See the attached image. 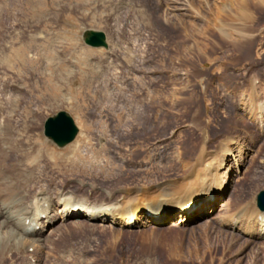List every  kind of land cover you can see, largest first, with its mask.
<instances>
[{
  "label": "rangeland",
  "instance_id": "1",
  "mask_svg": "<svg viewBox=\"0 0 264 264\" xmlns=\"http://www.w3.org/2000/svg\"><path fill=\"white\" fill-rule=\"evenodd\" d=\"M16 1L0 0V125L4 140L15 145L27 141L31 153L40 154L35 166L30 158V165L22 166L29 170L28 195L41 188L55 196L74 192L93 205L124 199L128 204L121 202L120 209L128 213L127 205L135 206L140 193L158 184L157 168L175 161L173 177L183 174L176 163L180 149L196 162L204 142L219 153L232 139L236 160L244 159L239 161L242 175L234 165L229 176L235 181L215 203L214 213L224 201L231 200V207L216 219L206 221L212 217L205 214L176 227L175 216L157 228L142 219L129 229H94L84 223L78 232L53 235L51 256L42 262L264 264L259 228L252 224L245 232L248 225L236 230L221 223L223 216L241 209L248 208L250 216L260 212L256 200L264 191V126H255L248 114L264 108V0H180L187 11L174 13L166 11L171 4L166 0L160 5L158 0H123L124 6L117 0H43L40 12L27 5L18 18L13 16ZM231 27L248 31L249 44L229 43L219 30ZM88 30L106 33L109 48L86 46ZM134 104L156 117L145 123L144 133L126 121L124 111ZM61 111L79 128L76 140L64 148L44 135L46 121ZM12 156L7 163H15ZM15 261L27 259L17 256Z\"/></svg>",
  "mask_w": 264,
  "mask_h": 264
},
{
  "label": "bare ground",
  "instance_id": "2",
  "mask_svg": "<svg viewBox=\"0 0 264 264\" xmlns=\"http://www.w3.org/2000/svg\"><path fill=\"white\" fill-rule=\"evenodd\" d=\"M117 1L121 3V5L118 6L128 5L127 3H124L123 0H117ZM166 1L171 3L169 6H166L165 8L168 13L169 12L174 13L178 10L184 12L187 11L186 8L183 7L184 5L183 3L180 2V0H166ZM35 2H36L35 0H17L14 5L15 8H14L13 16L18 18L20 14L27 9V5H30L32 9L35 10L36 12H40L41 7H43V0L41 2H36V3ZM183 2L186 3V0H183ZM157 3L158 5H160L161 1L158 0ZM175 3L180 7L174 6L176 5ZM215 10L217 11V13H224V11L218 8L213 9V11ZM137 11H138L137 14H139L138 18L142 20L141 23L144 24L146 27H148L147 24L148 22H146L147 20L145 21L146 17L140 13V10H136V12ZM167 18L166 17L164 18L163 23L169 26L170 21ZM184 27L185 29H181V30L185 33L184 34L185 39H183L181 43L184 44L183 46L185 47H183V49L186 50L188 24H184ZM231 28H230L231 30L229 31L227 29H220L219 32H221L224 36H226V38L228 39L227 41L229 43H232L233 45L249 44L252 36L248 33V31H244L238 28L234 29V27ZM16 32H18V29ZM234 34L236 35L234 36ZM107 43H108V36H107ZM11 44L12 43H10L8 47ZM98 49H106V48H98ZM4 50L2 51L3 54H4ZM21 51L23 52V49ZM4 58L5 57H3V59ZM26 58L27 55H24L23 60L25 61ZM1 61H3L2 58L0 59V64L2 67L3 62L1 63ZM135 102H138L136 97L134 103ZM260 110L261 112L259 113H256L255 111H250L248 116L249 119L253 121L255 126L258 125L260 127H263L264 108L261 107ZM112 111L116 113V109ZM110 112L111 111L109 110L108 113ZM124 112H125L124 115L126 116V121L131 126L132 125L136 126L138 130L143 129L141 133H144L145 130L147 129L145 123L149 120V118L152 119V121L156 118L154 114H151L150 109H148L147 107L141 109L137 104L133 105V110H129L126 108ZM2 120H0L1 123ZM2 125H0L1 126L0 137L4 133V132L1 133ZM3 129H6V127L5 128L3 127ZM6 130H5V134L8 136L9 132ZM6 132H8V134ZM1 138H0V258H1L0 264L1 261L8 262V264H19L16 263L15 261V257L17 256H22L27 259V261H25V263L23 264H44L42 262L43 259L50 257L52 253V252L50 253L49 246L52 243V241H54V238H52L53 235L55 236V234L62 232L63 233L71 232L72 230L78 232L79 230H82V228L85 227L84 223H86L89 227H94V229L99 226H101V228L103 227L104 229L106 227L109 228L112 227L113 229L115 226H119L120 228H124V229L127 228L129 229V226H132L134 224L137 226L142 219H148V221H150L149 222L150 225L156 228L162 225L168 219L173 218L175 216L179 218L175 224L173 223V225L176 227L187 226L188 224L200 220V216L205 214L207 216L209 215L212 217V219L209 220L208 218L205 219L206 218L205 217L204 219L206 221L214 220L216 219L217 215H220V213L226 211L228 207H231L232 204L231 200H228V202L224 201V203L220 206L219 210L216 211V213H214V209L218 208L216 207L215 203L219 199H221L223 195L226 194V189H229L233 181H235V179L234 180L230 179L229 176L234 169L233 168L234 165L237 167V175L240 176L243 173L242 170L239 171L240 169L239 161L240 162L244 161V159L239 158L238 161L236 160L237 158L236 156H234V150L232 148L234 140L232 139L231 140L229 139L227 145L225 146L223 145V147H221L222 149L219 151V153L211 152L209 150L210 142L209 141L204 142V144L200 147V150L197 151V154L195 155L197 158L196 162H194L193 160L194 158L192 159V161L189 160L190 154L189 153L186 154L183 151V149H180L178 151V155L176 156L177 157L176 163L178 166L180 165L183 174L176 175L177 177H173V173L176 171L175 170L176 164H174L175 161L174 162L171 161L170 164L161 166V168L159 169L157 168L159 174L158 179L160 178L159 181H157L158 184H156L153 189H150L152 192L149 191V193H147L148 191L147 192L145 191L140 193V196L138 195L137 197L138 199L136 198L137 200H134L135 201L134 203H137L135 204V206L131 204V205H127L124 208L125 210H128V213H126V211H121L120 209V205L122 204L121 202H124L126 204L129 201L127 200L126 202L124 199H123L124 201L123 200L118 202L112 201L113 204L106 203L107 201L102 203L101 201H99L100 202V203L98 202L99 204L93 205L92 203H89V201H87L88 203L85 202V199L82 200L80 198H76V196L72 194L74 192L69 193L63 191L59 194H56L55 196L46 189H41V188L40 189L37 188V190L33 194L28 195L27 194L28 177H26L25 175L29 170L26 171L22 166L24 164L25 165L27 164L29 158H30L31 166H35L36 165L35 163L38 162L40 154L39 153L32 154L31 148H29L28 145L29 143L27 141L26 142L23 141L19 143L15 142L18 143L15 145L14 143L7 142L6 140H4V138H2L3 140ZM101 140H106V139L105 137L101 136ZM106 141L112 142L108 139ZM230 142L231 144L229 145ZM24 143H26L27 147L25 146ZM19 152H21L22 155H20ZM242 153L243 151H241L239 157L242 156ZM10 155H13L12 160L14 159L15 163H10V164L7 163L8 159L10 158ZM230 157L232 158V161L229 159ZM233 161H235L234 164H231ZM15 165H18L19 169H16L14 167ZM29 165L30 164H27V166ZM138 193L139 192H137L136 194ZM124 205L122 204V206ZM114 209L117 211L120 210V212L119 213L112 212V210ZM249 213L251 212L249 211L248 208L245 210L241 209L238 212H235L228 216H223V218L221 217L222 218L221 223H223L222 225L227 224L228 228L229 227L238 228L236 230H239V228H242V226L244 227L245 225H248L246 226L245 232H250L253 227L251 225L254 224L257 228H259L261 238H264V213L254 211L253 216H250ZM68 224L71 225L68 226ZM36 257L39 258L37 259ZM51 263H55V262H50V264Z\"/></svg>",
  "mask_w": 264,
  "mask_h": 264
},
{
  "label": "water",
  "instance_id": "3",
  "mask_svg": "<svg viewBox=\"0 0 264 264\" xmlns=\"http://www.w3.org/2000/svg\"><path fill=\"white\" fill-rule=\"evenodd\" d=\"M83 40L91 48L108 49L107 36L104 32L86 31L83 35ZM44 134L58 148H64L76 140L79 128L68 112L61 111L46 121ZM257 207L261 212H264V191L257 196Z\"/></svg>",
  "mask_w": 264,
  "mask_h": 264
}]
</instances>
